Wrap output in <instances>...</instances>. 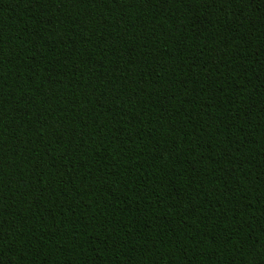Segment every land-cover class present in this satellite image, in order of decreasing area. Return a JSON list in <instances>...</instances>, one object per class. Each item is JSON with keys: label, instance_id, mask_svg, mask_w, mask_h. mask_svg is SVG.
Segmentation results:
<instances>
[{"label": "trees", "instance_id": "16d2710c", "mask_svg": "<svg viewBox=\"0 0 264 264\" xmlns=\"http://www.w3.org/2000/svg\"><path fill=\"white\" fill-rule=\"evenodd\" d=\"M0 264H264V0H0Z\"/></svg>", "mask_w": 264, "mask_h": 264}]
</instances>
